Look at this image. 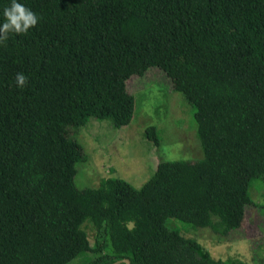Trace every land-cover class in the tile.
Here are the masks:
<instances>
[{
	"label": "trees",
	"instance_id": "1",
	"mask_svg": "<svg viewBox=\"0 0 264 264\" xmlns=\"http://www.w3.org/2000/svg\"><path fill=\"white\" fill-rule=\"evenodd\" d=\"M17 2L38 23L0 43V264H248L213 259L165 219L226 236L251 179L264 182V0ZM149 67L193 105L202 157L159 160L139 187L114 175L76 187L68 127L127 123L126 79Z\"/></svg>",
	"mask_w": 264,
	"mask_h": 264
},
{
	"label": "rangeland",
	"instance_id": "2",
	"mask_svg": "<svg viewBox=\"0 0 264 264\" xmlns=\"http://www.w3.org/2000/svg\"><path fill=\"white\" fill-rule=\"evenodd\" d=\"M133 98L131 117L122 126L114 127L107 117H89L78 127H68L66 133L81 148V159L75 164L74 184L78 188L96 187L101 178L119 176L134 187L153 172L159 160L202 157L201 146L193 119V105L157 67L147 68L141 75L126 79ZM152 125L158 136L154 144L143 134V127ZM251 203L244 209L240 226L220 236L207 227L167 217L165 222L183 236L195 239L213 259L238 258L248 264H264V182L252 178L248 186ZM89 241L93 230L83 226ZM88 258L81 254L69 264Z\"/></svg>",
	"mask_w": 264,
	"mask_h": 264
},
{
	"label": "clouds",
	"instance_id": "3",
	"mask_svg": "<svg viewBox=\"0 0 264 264\" xmlns=\"http://www.w3.org/2000/svg\"><path fill=\"white\" fill-rule=\"evenodd\" d=\"M3 15L5 22L0 25V43L8 39L9 33L24 34L30 27H34L38 23L37 15L17 0H11L10 6L4 8ZM27 79L23 73H17L16 86L25 87ZM128 227L131 228L132 225H128Z\"/></svg>",
	"mask_w": 264,
	"mask_h": 264
},
{
	"label": "water",
	"instance_id": "4",
	"mask_svg": "<svg viewBox=\"0 0 264 264\" xmlns=\"http://www.w3.org/2000/svg\"><path fill=\"white\" fill-rule=\"evenodd\" d=\"M128 258H119V259H116V261L112 262L111 264H116V262L118 261H122L123 264H128V261H127Z\"/></svg>",
	"mask_w": 264,
	"mask_h": 264
}]
</instances>
